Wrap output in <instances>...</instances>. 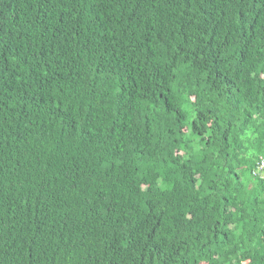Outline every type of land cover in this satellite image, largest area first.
Segmentation results:
<instances>
[{"label":"trees","instance_id":"obj_1","mask_svg":"<svg viewBox=\"0 0 264 264\" xmlns=\"http://www.w3.org/2000/svg\"><path fill=\"white\" fill-rule=\"evenodd\" d=\"M264 0H0V264H264Z\"/></svg>","mask_w":264,"mask_h":264},{"label":"built area","instance_id":"obj_2","mask_svg":"<svg viewBox=\"0 0 264 264\" xmlns=\"http://www.w3.org/2000/svg\"><path fill=\"white\" fill-rule=\"evenodd\" d=\"M264 170V158L260 157L257 161L255 168L252 170V174L257 176L260 175V172Z\"/></svg>","mask_w":264,"mask_h":264}]
</instances>
